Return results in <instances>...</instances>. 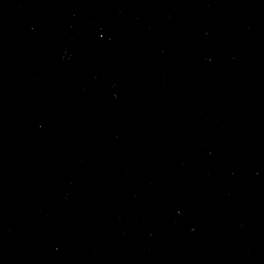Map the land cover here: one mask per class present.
<instances>
[{
    "label": "water",
    "instance_id": "95a60500",
    "mask_svg": "<svg viewBox=\"0 0 264 264\" xmlns=\"http://www.w3.org/2000/svg\"><path fill=\"white\" fill-rule=\"evenodd\" d=\"M263 1V12H264V0H262Z\"/></svg>",
    "mask_w": 264,
    "mask_h": 264
}]
</instances>
